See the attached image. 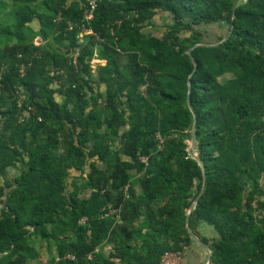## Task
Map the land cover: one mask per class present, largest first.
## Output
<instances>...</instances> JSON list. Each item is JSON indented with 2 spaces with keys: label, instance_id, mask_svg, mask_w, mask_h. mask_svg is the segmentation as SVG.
<instances>
[{
  "label": "trees",
  "instance_id": "1",
  "mask_svg": "<svg viewBox=\"0 0 264 264\" xmlns=\"http://www.w3.org/2000/svg\"><path fill=\"white\" fill-rule=\"evenodd\" d=\"M86 8L0 0V264L38 241L51 264H160L196 243L187 219L210 264H264V0H98L89 25ZM159 12L171 25L145 34ZM212 25L230 37L207 45Z\"/></svg>",
  "mask_w": 264,
  "mask_h": 264
},
{
  "label": "rangeland",
  "instance_id": "2",
  "mask_svg": "<svg viewBox=\"0 0 264 264\" xmlns=\"http://www.w3.org/2000/svg\"><path fill=\"white\" fill-rule=\"evenodd\" d=\"M172 21H171V17L165 13L159 12L157 14V16L153 19L152 24L150 26H148L147 28L144 29V33L145 34H152L155 35L157 37H161L167 30V27L169 25H171ZM37 26H35L36 28ZM200 29H204V42L207 45H215L218 44L220 42L223 41L224 38H226V36L228 35V27L224 26V25H212V26H202L200 27ZM87 37L86 35H80L79 36V42L80 44L84 45L85 42L87 41ZM41 39H37L36 40V44L40 43ZM99 49V46H97L95 48V52L96 50ZM105 62L102 60H99L98 58H94L91 61V68H92V72L96 73L97 69L99 66L104 65ZM99 90L104 91L103 89L104 86H99ZM63 98L60 95H57V100L61 101ZM190 142L189 141V148L188 150L190 151ZM19 174L18 169H10L7 173V177L9 179H13L14 177H16ZM75 177V176H74ZM0 183H3V180L0 178ZM260 184L262 187H264V177L260 180ZM138 187V186H137ZM90 194V192L88 191H83L81 193V197H88ZM208 227V226H207ZM207 229H209L208 231H213V233L215 232L214 229L208 227ZM206 235L210 234L209 232H205ZM107 245H103V248H107ZM35 252L34 255L35 257L33 258V260L31 261V263L29 262V264H50V258H51V253L49 250V247L46 243H42L40 241L37 242V244L35 245Z\"/></svg>",
  "mask_w": 264,
  "mask_h": 264
},
{
  "label": "built area",
  "instance_id": "3",
  "mask_svg": "<svg viewBox=\"0 0 264 264\" xmlns=\"http://www.w3.org/2000/svg\"><path fill=\"white\" fill-rule=\"evenodd\" d=\"M98 0H87V8L84 13L85 24H90L94 18L95 11L97 9ZM82 32L80 35H90L93 34L84 24L81 26ZM21 73H24V68L22 67ZM142 162L147 163V158H142ZM112 213L117 212L116 210H110ZM186 255V249L182 251H167L163 254L160 264H182L183 259ZM69 259L74 260L75 258L71 255L68 256Z\"/></svg>",
  "mask_w": 264,
  "mask_h": 264
},
{
  "label": "crops",
  "instance_id": "4",
  "mask_svg": "<svg viewBox=\"0 0 264 264\" xmlns=\"http://www.w3.org/2000/svg\"><path fill=\"white\" fill-rule=\"evenodd\" d=\"M207 228L208 227L206 225L201 227L200 228L201 234L205 235L208 238L215 237L216 233L215 232L213 233V231H208L209 229H207ZM205 232H209L210 234L206 235ZM107 246L108 247L105 249L102 247V250L105 252V254H108L111 251V245H107ZM185 249H186V255L183 259L182 264H207V256H208L207 249H205L204 247H202L201 245H199L197 243H195L191 246H188ZM31 261H30V263H31Z\"/></svg>",
  "mask_w": 264,
  "mask_h": 264
},
{
  "label": "water",
  "instance_id": "5",
  "mask_svg": "<svg viewBox=\"0 0 264 264\" xmlns=\"http://www.w3.org/2000/svg\"><path fill=\"white\" fill-rule=\"evenodd\" d=\"M248 0H245V2H247ZM238 6V5H237ZM236 6V7H237ZM231 35V32L227 35L226 39L227 40ZM198 46H202V45H197L195 47H198ZM194 47V48H195ZM193 49V48H192ZM191 49V50H192ZM191 50L189 51V55H191ZM189 151V150H188ZM189 153L191 154V156L197 160L199 163H201V160L198 156V147H197V136H196V127L194 126L193 128V136H192V139H191V142H190V151ZM203 191L204 189H202V191L200 192L199 196L196 198V200L193 202L192 206H191V209H190V212L192 210L195 209L196 205H197V202L199 201L200 197L202 196L203 194ZM190 212L187 214L189 216ZM187 225H186V228L188 230V233L190 235V237L199 245H201L202 247H204L205 249H207L208 251V256H207V264H209L211 262V258L213 256V250L211 249L210 245L206 244L205 242H203L190 228L189 226V219H187Z\"/></svg>",
  "mask_w": 264,
  "mask_h": 264
}]
</instances>
